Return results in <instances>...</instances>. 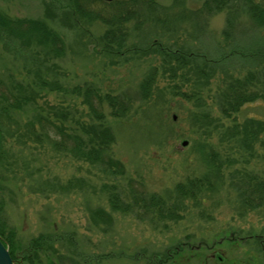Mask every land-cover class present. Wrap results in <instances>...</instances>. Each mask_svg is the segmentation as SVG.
Returning <instances> with one entry per match:
<instances>
[{
  "label": "rangeland",
  "instance_id": "rangeland-1",
  "mask_svg": "<svg viewBox=\"0 0 264 264\" xmlns=\"http://www.w3.org/2000/svg\"><path fill=\"white\" fill-rule=\"evenodd\" d=\"M53 1L61 8L69 3L0 0L1 13L44 19L63 43L56 57L35 45L16 57L1 43L0 90L45 79L122 97L129 105L126 117H112L106 106L104 112L116 139L111 152L126 174L108 176L17 132L7 138L0 155V223L7 236H14L17 249L25 251L42 238L33 264H264V206L253 210L244 202V188L264 180V133L253 148L223 137L235 124L264 123L263 101L244 105L230 119L222 114L228 84L247 76L264 79L261 57L250 61L234 53H264V25L252 20L246 0H233L217 13L203 11L207 0H154L160 20H151L142 7L139 18L120 28L124 42L113 40L111 48L123 46L113 54L104 39L106 24L84 19L71 8L62 11ZM80 2L108 19L118 11V5H108L114 2ZM157 46L181 52L186 66L154 54ZM152 75V96L144 102L141 87ZM64 99L42 92L37 106L59 107ZM70 103L79 109L74 115L86 120L81 101ZM203 114L209 123L200 127ZM34 115L29 107L13 113L22 130L13 124L12 131L26 130L28 121H37ZM209 152L221 171L209 165ZM205 176L214 186L196 202L176 197L178 184ZM112 193H123L128 201L133 193L158 194L179 217L151 223L153 215L140 220L115 213L109 204ZM100 209L111 216L109 225L94 221Z\"/></svg>",
  "mask_w": 264,
  "mask_h": 264
},
{
  "label": "trees",
  "instance_id": "trees-1",
  "mask_svg": "<svg viewBox=\"0 0 264 264\" xmlns=\"http://www.w3.org/2000/svg\"><path fill=\"white\" fill-rule=\"evenodd\" d=\"M231 1L233 0H207L203 11L207 13L212 11L216 13L222 12L232 3ZM246 2L249 5L252 20L263 26L264 6H262L260 1L256 2V0H246ZM55 4H59L60 6L58 7L62 11H67L71 8L84 19H97L106 24L108 31H106L104 39L107 42L106 45L109 54L120 51L123 44L119 45L117 49H113L111 48L113 40H118L120 43L124 42V35H122L120 28L125 23L139 18L142 7H147L151 20H160L156 13V8L160 6L154 0H128L108 4L110 6L118 5L116 15L110 19L97 14L93 15L86 7L85 9L83 8L80 0H69V6L62 5V8L58 1H53L54 6ZM51 8V4H47L48 11ZM193 14L200 15L197 12ZM1 43H4L5 48L10 50L16 57L26 56L25 50H31L32 48L30 47H33V45L56 57L58 56L57 52H62L63 46V43L60 42L59 34L50 28L46 20L13 19L0 12ZM157 53L162 56L171 57L170 61L175 60L180 67L186 66L187 64L184 62L183 58L185 56L181 52L158 48L154 54ZM234 53L249 60L259 59L261 57V60L264 61V53L245 54L240 51H235ZM193 55L191 53L188 56L192 57ZM38 71H40V68H38ZM155 82L154 75H152L142 84V101L148 102L151 99ZM42 92L58 93L65 98V105H59V107L50 105L48 109L37 106V99ZM225 99L226 107H224L222 114L225 119H230L233 114H238L244 105L257 101L264 102V79H254L251 76H247L245 79H234V82L227 86ZM77 100H80L81 104L88 110L86 120H81V118L79 119L74 115V113L79 112V109L75 103L71 104L70 102ZM105 106L110 110V115L117 119L126 117L129 112V105L122 97L113 94H101L93 86L63 87L56 82L53 84L49 83L45 79L38 80L29 85L16 82L9 86L7 91L0 90V155L2 154L1 150H3L2 148L6 139L14 138L17 132L19 135L21 134V139L22 137H26L25 139L35 144L50 145L57 152L61 151L78 161L99 167L100 172L108 176L115 178L124 176L126 174L124 165L116 160L111 152L116 139L111 127L107 125L104 112ZM28 107L30 109L32 108V111L35 112L34 117L37 121H28L25 126L26 130H23V132H13L12 126L14 125L17 126V130H22L21 124L13 120V113H21V111L26 110ZM201 116L203 122H201L200 127H203L209 123V116L207 114ZM198 117L199 115H195L196 120L200 122L201 118L199 119ZM261 133H264V123L248 120L244 127L235 124L233 127L227 128V132L223 134V137H228L235 141L240 139L239 141L242 144L248 145V148H253L254 143L259 140ZM207 156L209 165L221 171L220 166L215 162V155L209 152ZM208 178L205 176L188 179L186 182L178 184L175 188L176 197L179 199L194 200L196 202L200 194L204 191H210L213 188L214 185L209 182ZM248 181L250 179L244 185ZM113 188L116 187L113 186ZM244 189V202L246 207L257 210L264 206V180L255 181L254 184H249ZM122 194L112 193L109 195V204L111 210L115 213L123 215L135 214L140 220H145L143 215H153L149 220L151 223H154L156 220L175 221L179 217V215H176V213L167 208L166 199L158 194H137V196L133 193L129 201ZM93 219L97 223L99 221H108V225L112 221L111 216L102 209L93 213ZM0 236L4 243L9 245L10 253L15 264L34 263L36 258L35 253L38 251V246L42 238L32 241L27 250L24 251L17 249L14 236H7L5 227L1 223Z\"/></svg>",
  "mask_w": 264,
  "mask_h": 264
},
{
  "label": "water",
  "instance_id": "water-1",
  "mask_svg": "<svg viewBox=\"0 0 264 264\" xmlns=\"http://www.w3.org/2000/svg\"><path fill=\"white\" fill-rule=\"evenodd\" d=\"M103 1L114 2L117 0H103ZM174 119L176 120V117H174ZM187 145H188V142L185 141L183 143V146H187ZM0 264H15L11 258L9 250L5 247V244L2 241L1 237H0Z\"/></svg>",
  "mask_w": 264,
  "mask_h": 264
},
{
  "label": "bare ground",
  "instance_id": "bare-ground-1",
  "mask_svg": "<svg viewBox=\"0 0 264 264\" xmlns=\"http://www.w3.org/2000/svg\"><path fill=\"white\" fill-rule=\"evenodd\" d=\"M249 54V53H248ZM250 61H252V60H250ZM5 247L9 250V253H10V248H9V245H6L5 244ZM10 255H11V253H10ZM11 258H12V256H11ZM12 260H13V258H12ZM13 262H14V260H13ZM15 263V262H14Z\"/></svg>",
  "mask_w": 264,
  "mask_h": 264
}]
</instances>
